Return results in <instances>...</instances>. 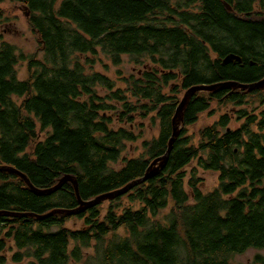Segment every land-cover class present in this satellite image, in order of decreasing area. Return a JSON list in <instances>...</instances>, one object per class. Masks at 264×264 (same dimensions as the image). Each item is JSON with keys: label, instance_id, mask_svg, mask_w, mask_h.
<instances>
[{"label": "trees", "instance_id": "obj_1", "mask_svg": "<svg viewBox=\"0 0 264 264\" xmlns=\"http://www.w3.org/2000/svg\"><path fill=\"white\" fill-rule=\"evenodd\" d=\"M13 1L42 57L0 42V166L38 190L67 175L84 202L121 189L167 152L183 93L264 78V0ZM228 54L242 63L223 65ZM124 57L134 74L95 70ZM214 105L233 111L189 135ZM147 119L158 129L149 139ZM181 126L156 176L75 214L47 216L79 207L70 183L38 195L0 172V213L24 214L0 216V264H264V254L235 262L264 251V89L197 93Z\"/></svg>", "mask_w": 264, "mask_h": 264}, {"label": "rangeland", "instance_id": "obj_2", "mask_svg": "<svg viewBox=\"0 0 264 264\" xmlns=\"http://www.w3.org/2000/svg\"><path fill=\"white\" fill-rule=\"evenodd\" d=\"M5 41L12 45H15L18 51L24 53L26 55L37 56L38 58L42 57V53H40L39 45L37 44L35 36L29 30L26 14L24 9L15 3L13 0H3L0 3V42ZM103 60V64L97 63L95 66V70L108 75L111 79L115 80L119 77L116 73L117 71H121L124 75L129 76L132 73L134 74L136 71V67L131 63V60L128 57H124L122 63L118 67L112 66L108 61ZM104 65L108 66V69L104 67ZM150 68V67H148ZM146 69V67H143ZM18 76L20 79H25L27 76V71L25 67V63L20 62L17 66ZM184 94V93H183ZM183 98V95L181 96ZM233 109L227 108L221 110L217 106H212L211 110L200 115L197 123L188 128L189 135L196 134L197 131L204 127L206 124H212L216 120H218L219 116L223 112L231 113ZM145 138L149 139L153 136H156L158 133V129L156 128V124L152 123L151 120L147 119L146 121H142ZM142 123H138L139 125ZM231 128H237L238 124L232 123L230 125ZM182 126L180 127V131ZM138 131H142V129H137ZM136 146H140V142L137 143ZM129 153L131 156H138V153H133V148L129 146ZM201 178L205 181L204 188L206 190H212L217 185L218 174L215 172H201ZM107 207V203H105L104 208ZM70 227L75 226V222H71L68 224ZM257 254H264V251L260 250H248L243 255H239L235 257V262L240 263H248L251 262L253 257ZM8 261L6 264H15L11 262L10 255L7 256ZM23 264H27L26 262Z\"/></svg>", "mask_w": 264, "mask_h": 264}, {"label": "water", "instance_id": "obj_3", "mask_svg": "<svg viewBox=\"0 0 264 264\" xmlns=\"http://www.w3.org/2000/svg\"><path fill=\"white\" fill-rule=\"evenodd\" d=\"M227 9H228V11L232 10L228 5H227ZM28 15L29 14L26 13V17H28ZM235 63L241 64L242 60L239 56L234 55V54H228L222 59L223 65L235 64ZM223 89L241 90V91H247V92H251L253 90H263L264 89V78L261 79L260 81L254 82L252 84H240V83H236V82H224V83H218V84H212V85H198V86L191 87L189 90H187L184 93V96H183L181 102L179 103V105L176 109L174 118L172 120V137L169 141L168 149H167V152L165 153V155L155 159L149 165L148 169L146 170L145 175L142 178H139L137 180L130 182L129 184H127L126 186H124L121 189L102 194V195L98 196L96 199L91 200L89 202H84V201H81L79 199L77 182L75 181V179L73 177H71L69 175L61 178L59 180V182L57 183V185H55L54 187H52L50 189L38 190L31 185L30 181L28 180V178L23 173L19 172L18 170H16L13 167L0 166V172L12 173V174L20 177L26 183V185L34 193H36L38 195L53 194L56 191H58L65 183H70L75 190L76 196H77L78 201H79V207L77 209L71 210V211L70 210L53 211L52 213L48 214L47 216H50L53 214L71 215V214H75V213H78L81 211H85L91 207H94L96 204H98L102 201L112 200L118 196L124 195L127 192H129L132 188H134L136 185L141 184L143 182H146L151 177L156 176L159 173V171L162 170L163 167L165 166V164L168 160V156L172 150L173 144L180 134V127L182 125L184 111H185L187 105L189 104L191 98L197 93H201V92L213 93V92H217V91H220ZM2 215L14 216V217L24 216V214L6 213V212L0 213V216H2ZM41 218H43V217H41Z\"/></svg>", "mask_w": 264, "mask_h": 264}, {"label": "bare ground", "instance_id": "obj_4", "mask_svg": "<svg viewBox=\"0 0 264 264\" xmlns=\"http://www.w3.org/2000/svg\"><path fill=\"white\" fill-rule=\"evenodd\" d=\"M183 96H184V95H183ZM78 196H79V195H78ZM96 198H97V197H96ZM96 198H95V199H96ZM93 200H94V199H93ZM90 201H91V200H90ZM86 202H89V201H86ZM102 202H103V201H102ZM55 211H57V210H55ZM61 215H66V214H61Z\"/></svg>", "mask_w": 264, "mask_h": 264}]
</instances>
